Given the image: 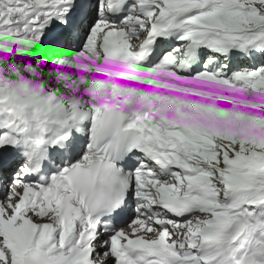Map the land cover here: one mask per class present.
I'll return each instance as SVG.
<instances>
[{"label": "snow or ice", "instance_id": "obj_1", "mask_svg": "<svg viewBox=\"0 0 264 264\" xmlns=\"http://www.w3.org/2000/svg\"><path fill=\"white\" fill-rule=\"evenodd\" d=\"M0 264H264V0H0Z\"/></svg>", "mask_w": 264, "mask_h": 264}]
</instances>
